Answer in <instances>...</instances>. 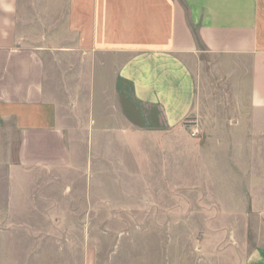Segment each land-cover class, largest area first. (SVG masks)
<instances>
[{"label": "crops", "instance_id": "1", "mask_svg": "<svg viewBox=\"0 0 264 264\" xmlns=\"http://www.w3.org/2000/svg\"><path fill=\"white\" fill-rule=\"evenodd\" d=\"M121 84L169 134L219 92L263 133L264 0H0V264L19 219L10 189L68 163L62 101L83 109L71 115L83 152H135L139 138H158L101 100Z\"/></svg>", "mask_w": 264, "mask_h": 264}, {"label": "rangeland", "instance_id": "2", "mask_svg": "<svg viewBox=\"0 0 264 264\" xmlns=\"http://www.w3.org/2000/svg\"><path fill=\"white\" fill-rule=\"evenodd\" d=\"M69 63L80 69L82 62ZM56 64L64 69L66 61ZM115 89L101 98L104 104L117 105L130 127L155 129L158 138H139L135 152H83L84 142L73 137L83 127L71 123L83 109L72 111L62 101L68 163L26 173L20 187L10 189L19 219L10 221L4 259L264 264V132L253 129L250 115L214 93L169 134L158 110L137 105L124 84ZM102 112L110 117L113 109Z\"/></svg>", "mask_w": 264, "mask_h": 264}]
</instances>
